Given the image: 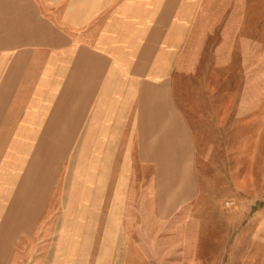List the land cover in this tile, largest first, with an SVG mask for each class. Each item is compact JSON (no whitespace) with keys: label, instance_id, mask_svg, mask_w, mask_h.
Wrapping results in <instances>:
<instances>
[{"label":"crops","instance_id":"1","mask_svg":"<svg viewBox=\"0 0 264 264\" xmlns=\"http://www.w3.org/2000/svg\"><path fill=\"white\" fill-rule=\"evenodd\" d=\"M252 28L263 36L264 0H0L2 60L36 84L34 179L47 183L58 162L71 177L78 147L79 177L98 180L95 210L119 211L122 197L130 211L139 193L170 216L193 195L200 146L199 118L182 101L186 56L211 49L215 34L248 44ZM12 211L18 221L24 209ZM6 233L0 218V264Z\"/></svg>","mask_w":264,"mask_h":264},{"label":"rangeland","instance_id":"2","mask_svg":"<svg viewBox=\"0 0 264 264\" xmlns=\"http://www.w3.org/2000/svg\"><path fill=\"white\" fill-rule=\"evenodd\" d=\"M254 33L248 44L211 35L203 45L211 49L186 56L182 101L199 118L200 146L188 164L193 195L167 218L139 193L129 195L130 211L122 197L119 211L95 210L98 180L79 177L78 147L71 177L58 162L51 180H35L36 84L17 80L0 52L3 264H264V34Z\"/></svg>","mask_w":264,"mask_h":264}]
</instances>
